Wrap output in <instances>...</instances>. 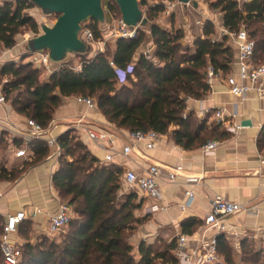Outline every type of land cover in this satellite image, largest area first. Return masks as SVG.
<instances>
[{
  "label": "trees",
  "instance_id": "1",
  "mask_svg": "<svg viewBox=\"0 0 264 264\" xmlns=\"http://www.w3.org/2000/svg\"><path fill=\"white\" fill-rule=\"evenodd\" d=\"M152 1L156 3L146 10L149 30L140 27L134 38H118L113 47L107 43L104 51L95 55L96 45H88L87 53L74 55L81 59L78 71L72 63L63 61L47 79H41V67L33 61L3 64L0 85L1 79L7 77L2 86L6 101L20 114L48 129L64 98H91L117 128L171 134L176 144L185 149L203 147L210 135L220 132L221 124L199 119L188 111L187 100H201L210 92L209 66L219 73L231 74L235 51L228 37L217 39L215 25L210 21L201 25L203 35L196 37L193 48L184 45L181 28L168 30L155 21L166 10V4L174 0ZM209 3L212 9L220 11L223 27L230 32L247 30L256 43L252 61L264 64V0ZM141 5L148 2L142 1ZM33 7L28 0H4L0 4V51L14 48L23 29L38 35V22L27 12ZM105 9L104 24L90 22L96 41L104 39L110 30L107 13L110 11L113 19L121 16L118 5L111 0H106ZM173 16L170 15L172 21ZM149 40L154 44L151 57L142 52ZM119 70L125 73L124 79ZM1 142L2 134L0 149ZM58 144L63 155L59 157L53 183L71 208L72 218L66 227L69 228L60 239L43 235L33 243L26 242L20 247L19 264H178L174 253L177 238L165 243L162 249L156 248L152 240L135 244L138 229L149 217L137 215L143 199L138 201L136 189L122 193L124 170L114 163L102 164L74 131L60 136ZM258 145L264 153V130ZM26 146L33 152L31 161L19 170L0 164V181L19 180L29 168L45 161L52 150L39 139ZM3 221L0 217V264H5L1 250ZM201 225V220L192 218L182 224V229L191 236ZM20 227L28 237L30 222L24 220ZM240 247L236 250L232 241L221 235L218 251L222 264H264V245L258 246L245 237Z\"/></svg>",
  "mask_w": 264,
  "mask_h": 264
},
{
  "label": "crops",
  "instance_id": "2",
  "mask_svg": "<svg viewBox=\"0 0 264 264\" xmlns=\"http://www.w3.org/2000/svg\"><path fill=\"white\" fill-rule=\"evenodd\" d=\"M238 1L242 3L251 0ZM155 3L151 0L150 5ZM190 5L196 14L201 15L196 22L199 33H193L188 18L179 28L184 33L183 44L186 42L193 48L196 37L203 35L201 25L210 21L219 34V28L223 27V24L220 11L212 9L207 2H199L198 6ZM168 22L161 26L168 30L178 29L173 25L174 19ZM28 39L29 36L18 37L16 46L3 52L2 61L36 60V54L29 55L26 52ZM149 42L150 46L154 47L152 40ZM229 44L233 47L237 60V48L231 41ZM146 48L143 46L142 52H146ZM236 60L232 65L231 74L238 76ZM51 66L57 65L51 63ZM51 73L49 71L48 77ZM227 77L228 75L220 72L205 98L187 100L188 111H193L199 119H208L209 124L217 122V109L223 108L227 113L226 123L221 124L219 133L213 134L214 140L219 144L211 154L204 153L202 147L185 149L176 144L171 134H164L153 149H147L144 143H138L129 157H123L120 152L124 145L130 143L131 132L109 123L98 107L91 109L77 102L76 97L64 98L46 136L59 138L68 131H74L101 163L110 151L113 152V163L121 167L124 174L128 169L141 172L154 163L162 166L159 183L163 197L161 200H142V216L149 218L140 230L141 235L137 243L152 240L156 234L168 241L178 238L179 234H186L182 224L192 218L202 221V225L195 232L198 233L210 211L212 199L221 195L228 200L255 207L251 213L242 212L230 217L226 238L232 241L235 249L245 237L251 238L261 246L264 245V153L259 148L258 139L264 130V99H260L254 91L244 97L233 95L229 91ZM2 89L0 86V97L3 95ZM247 120L251 121V125L244 126L242 123ZM27 121L28 118L16 111L11 102H0V164L5 165L7 169L19 170L32 159L33 152L27 146L30 155L28 159L18 158L15 154L17 148L27 144L25 139L30 132ZM79 122L80 127L77 126ZM87 128L107 131L116 135L117 140L112 147L94 141L89 137ZM177 165H182L184 171L175 182H170L169 172ZM58 168L59 159L53 151L45 161L29 168L19 180L0 181V217H3L6 223L7 215L25 211L28 216L26 221L31 225L28 237L20 226L12 236V242L19 248L28 241L33 243L43 235H51L50 218L58 213L60 204L64 203L53 183V175ZM188 177H196L197 181L189 182ZM125 187L135 189L124 180L122 193L127 192ZM188 190L194 192L195 198L189 207L183 209L182 204L186 200L185 193ZM154 205L166 209L153 212L151 210Z\"/></svg>",
  "mask_w": 264,
  "mask_h": 264
},
{
  "label": "built area",
  "instance_id": "3",
  "mask_svg": "<svg viewBox=\"0 0 264 264\" xmlns=\"http://www.w3.org/2000/svg\"><path fill=\"white\" fill-rule=\"evenodd\" d=\"M180 4L178 0L170 1L166 4L167 15H171L174 8ZM190 5V4H189ZM90 21L83 24L82 36L80 37L87 45H96V49L93 51L94 55L98 52H103L106 44L111 38H134L137 35L139 27L131 28L127 26L122 18L113 19L110 25L111 35L104 39L95 40L94 31L90 27ZM228 37L235 47L237 48V60L236 65L238 69V76L230 74L227 79V85L229 91L235 95L244 97L250 91H254L260 99H264V64H254L253 56L255 54L256 43L249 36L246 29H241L238 32H230L225 27L219 28L218 38ZM215 38V37H214ZM216 39V38H215ZM150 56V51L145 52ZM36 60H34L38 66H44L50 70L51 62L48 59V53H36ZM112 66H115L111 62ZM76 71L81 69V65L75 66ZM131 70V68H130ZM122 79H124L125 73L118 71ZM219 76L213 66H209L207 69V82L211 86L214 79ZM5 97H0V102H5ZM77 102L85 104L91 109L97 108L96 102L91 98L77 97ZM215 117L218 123L224 124L227 121V113L225 109L219 108L215 112ZM27 124L30 128V132L25 141L28 143L34 139L43 140L50 148L54 149L55 156L59 157L63 155V149L58 144V138L46 136L50 130L43 128L36 121L28 119ZM81 122L77 123L80 127ZM89 137L101 143H105L107 146H113L117 140V136L107 131H96L87 128ZM130 143L123 146L120 154L123 157H129L135 146L138 143H144L147 149H153L160 141L162 134L156 131H135L131 132ZM1 141V134H0ZM218 142L215 140L206 143L202 150L206 154L215 152L218 147ZM16 157L28 159L30 157L26 147H19L16 149ZM114 153L110 151L102 164L113 163ZM184 168L182 165L175 166L170 172L168 179L170 182H175L177 177L182 174ZM162 172V166L154 163L149 165L141 172L128 169L125 172L124 180L130 187H134L140 194L142 199L146 200H161L163 195L160 188V175ZM189 182H196V177H188ZM185 202L182 204V208L189 207L195 194L192 190H188L185 193ZM159 209H166V207L160 208L154 205L152 207L153 212ZM255 207H248L242 203L234 202L226 199L221 195H216L210 205V211L204 219V225L198 233L193 236L187 234H179L177 238L175 257L178 264H222L223 258L218 251V239L221 235H226L229 229L228 220L230 217L242 212H253ZM28 218L25 211H18L13 214L7 215V220L1 235V250L5 264H19L22 253L20 248L12 242V236L18 231L20 224ZM72 218V211L70 206L64 202L59 206L57 214L51 216L49 221V232L51 234H57L64 230L70 223ZM240 245H236V249L240 250Z\"/></svg>",
  "mask_w": 264,
  "mask_h": 264
},
{
  "label": "water",
  "instance_id": "4",
  "mask_svg": "<svg viewBox=\"0 0 264 264\" xmlns=\"http://www.w3.org/2000/svg\"><path fill=\"white\" fill-rule=\"evenodd\" d=\"M44 15L58 14L53 25L42 24V33L28 39L26 52L29 55L48 53L53 65H59L69 55L84 54L89 51L88 45L80 38L83 24L90 20L104 24L106 22L105 0H28ZM146 0H114L118 5L123 22L131 27H147L140 3ZM187 6L198 3L194 0H178ZM244 126L251 121H244Z\"/></svg>",
  "mask_w": 264,
  "mask_h": 264
},
{
  "label": "rangeland",
  "instance_id": "5",
  "mask_svg": "<svg viewBox=\"0 0 264 264\" xmlns=\"http://www.w3.org/2000/svg\"><path fill=\"white\" fill-rule=\"evenodd\" d=\"M4 0H0V4L3 2ZM12 1H15V0H12ZM147 2H148V5H141V9L143 10V12H144V15H145V17H147L146 16V10L149 8V5H150V2H151V0H146ZM194 1H197L198 3L199 2H207L209 5H210V3H209V1L210 0H194ZM105 2H106V0H105ZM111 2L112 3H115L113 0H111ZM192 6L190 5H188V7L186 6V8H184V6L182 5V4H178L175 8H174V10L172 11V13L171 14H173L174 16V22H173V25L175 26V27H178L179 28V26H181V24H182V22L186 19V18H188V20H189V25H191V27H192V30H193V33L194 34H197V33H199V26L196 24V22H197V20H199L200 18H201V15H199V14H196L194 11H193V9L191 8ZM166 11H167V7H166V10L163 12V13H161V14H159L158 15V17L156 18V22H158V23H160V25H163V23H166V22H168V21H170V15H167L166 14ZM30 15H32L35 19H36V21L38 22V25H39V33L38 34H40V33H42V29H41V25L42 24H48V25H53L55 22H56V20H57V18H58V14H51V15H44V14H42L41 13V11L39 10V9H37L36 7H33V8H31V9H29L28 11H27ZM108 15H107V20H108V22L109 23H111L112 24V21H113V18H112V15H111V13H110V11L107 13ZM116 14H118V12L116 11ZM118 16V15H117ZM121 17V16H120ZM119 16L117 17V18H120ZM169 23V22H168ZM142 28V27H141ZM145 29H147V30H149V26H147ZM111 35V31H108L107 33H105V36L106 37H109ZM27 36H29V39L30 38H32V37H34V36H36V34H34L31 30H29V29H23L22 30V33L18 36L19 38L20 37H27ZM82 36V33L80 34V37ZM114 41H115V38H111L109 41H108V43H109V45H111L112 47H113V45H114ZM150 41V40H149ZM149 41H147L146 43H145V45H144V47L146 46L147 48H146V50L147 51H150V56H152V53H153V46L151 47L150 46V42ZM185 45H187V43L185 42ZM189 45V44H188ZM5 50H2V51H0V67L2 66V64H5V63H7V62H10V61H7V60H4V62L2 61V58H1V55L3 54V52H4ZM30 59L32 58V57H29ZM66 61H69L70 63H72V65L75 67V66H78L79 65V63H80V61H81V59H80V57H78V56H74V55H69L67 58H66V60H65V62ZM156 61V60H155ZM16 62V61H15ZM17 62H20V61H17ZM33 63L36 65V66H38V64L33 60ZM40 67V66H39ZM55 67L56 66H51L50 65V70H54L55 69ZM41 79H46V77H48V75H49V69L47 68V67H44V66H41ZM7 79V77H3L1 80H2V83H1V85L0 86H3V83L5 82V80ZM80 139V138H79ZM212 140H214V137H213V135H210V139H209V141H212ZM53 151L54 150H51V154H50V156L53 154ZM1 153H3V151L1 152ZM126 188V191L127 192H135L133 189H131V188H129V187H125ZM138 201H141V196L138 194ZM64 202H66L67 203V200H64ZM137 215L138 216H142V212H141V209L140 210H138L137 211ZM3 220H4V218H3ZM4 222V221H3ZM5 223V222H4ZM145 224V223H144ZM143 224V225H144ZM3 225V224H2ZM142 225V226H143ZM142 226L138 229V231H137V234H136V237H135V244L137 245L138 243H137V241H138V239H139V237H140V235L141 234H139L141 231V228H142ZM69 228V227H68ZM68 228H65L64 230H62L61 232H59V233H57V234H51V235H49V237L50 238H52V239H60L61 238V236H63V235H65L66 234V232L68 231ZM149 239H151V238H149ZM152 241H154L155 242V246H156V248H163L164 246H165V243H167L168 242V240H165V239H163V237L161 236V235H159V234H156L154 237H152Z\"/></svg>",
  "mask_w": 264,
  "mask_h": 264
}]
</instances>
